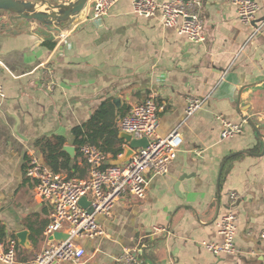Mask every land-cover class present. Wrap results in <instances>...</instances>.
<instances>
[{
	"label": "crops",
	"instance_id": "0c3cea01",
	"mask_svg": "<svg viewBox=\"0 0 264 264\" xmlns=\"http://www.w3.org/2000/svg\"><path fill=\"white\" fill-rule=\"evenodd\" d=\"M133 1L119 0L96 24L83 11L52 41L35 34V23L16 34L0 23V245L15 240L16 263L47 245L52 206L25 175L31 155L47 166L36 141L58 137L62 147H74V155L59 158L68 169L58 176L86 179L72 130L107 110L82 131L86 140L105 143L121 132L132 105L152 99L164 105L157 135L177 130L182 137L168 172L146 175L144 200L125 194L109 218L98 216L105 235L77 239L84 257L62 264H121L123 250L134 247L142 264H264V0H256L251 25L239 21L230 0H201L204 40L197 44L165 27L159 14L135 15ZM190 98H207V110L186 118ZM217 117L241 125V132L222 140ZM122 153L105 154L106 165L116 166ZM231 192L238 195L231 208L235 253L213 255L202 244L220 242L216 221L230 209ZM155 227L166 231L153 235Z\"/></svg>",
	"mask_w": 264,
	"mask_h": 264
},
{
	"label": "built area",
	"instance_id": "2783aa9c",
	"mask_svg": "<svg viewBox=\"0 0 264 264\" xmlns=\"http://www.w3.org/2000/svg\"><path fill=\"white\" fill-rule=\"evenodd\" d=\"M119 0H89L83 11L87 13V20L99 23L108 14L109 9ZM235 7L239 21L244 25L255 22L259 12L256 0H230ZM201 0H169L156 2L155 0H134L133 13L139 17L150 18L155 14L161 16L165 27H176L191 44L204 40L202 35L203 21L201 19ZM82 11V12H83ZM75 27V26H74ZM73 30V26L68 32ZM260 27L256 28L258 32ZM51 73V71H49ZM54 81L44 84L48 91L53 90ZM0 97H3L0 86ZM207 98H190L187 101L184 114L186 118L206 111ZM164 105L156 104L147 99L132 105L120 120V130L132 139L145 138L146 148L133 151V156L125 163L116 166L106 165V155L97 147L83 145L79 153L88 166V177L83 180L62 178L31 155L25 170L27 178L34 181L35 195L52 206L50 222L43 230L47 240L46 247L33 259L16 263L15 240L0 245V263L2 264H62L65 262H79L85 255L84 248L77 243V239H93L105 234L97 217L109 218L115 203L125 194L142 201L146 197V175H165L169 164L176 157V151L182 144V137L177 130L165 137L156 133L158 113ZM243 116V115H242ZM216 120L220 124V138L230 139L241 132V125L233 124L222 117ZM228 212L216 221L220 242H204L206 251L213 255L235 253L234 238L237 229V217L231 210L238 200L234 192L228 194ZM85 197L91 212L80 206L79 201ZM163 227H155L152 234L164 233ZM61 232L67 234L66 240H54L53 234ZM264 244V232L261 233ZM140 248L124 249L121 264H142Z\"/></svg>",
	"mask_w": 264,
	"mask_h": 264
},
{
	"label": "water",
	"instance_id": "95a60500",
	"mask_svg": "<svg viewBox=\"0 0 264 264\" xmlns=\"http://www.w3.org/2000/svg\"><path fill=\"white\" fill-rule=\"evenodd\" d=\"M88 1L89 0H64L52 4L46 0H35L34 2L29 0H0V23L7 32L13 34H16L18 29L24 28L28 23H35L37 24L35 34L41 38L43 37L46 41H52L54 35H59L61 31L67 29L69 24L82 13ZM245 88L246 87L241 88L239 95H241ZM118 102V99L113 100V104L115 105H117ZM242 118L256 133H258V130L255 129L254 123L250 119L244 118V116ZM118 138L125 141L127 146L123 148L122 156L115 160L113 165L125 163L133 156V151L135 149L146 148L148 145L147 139H132L130 135L124 132H119ZM62 149L70 156L75 153V148L71 146H64ZM79 204L85 209L89 206L85 197L80 199ZM87 210L91 212L90 209ZM67 238V234L61 232L53 234L54 240H66Z\"/></svg>",
	"mask_w": 264,
	"mask_h": 264
},
{
	"label": "trees",
	"instance_id": "16d2710c",
	"mask_svg": "<svg viewBox=\"0 0 264 264\" xmlns=\"http://www.w3.org/2000/svg\"><path fill=\"white\" fill-rule=\"evenodd\" d=\"M107 114H108V111L103 110L101 113L93 116L84 125L78 126L72 130V134L74 135L76 139V144L78 145V149L83 145L95 146L98 149H100L104 154L111 155L112 158H115L117 155H119L123 151V148L120 145L121 141L123 140L118 138V135L116 134V132H112L111 133L112 137L110 138V140L102 144L97 143L95 140L89 141L84 138V135L82 132L83 128L85 126H90L94 122H97V124H99V120L97 118L102 117L103 115H107ZM94 136L95 135H91V137H94ZM99 136H101V134ZM62 142L63 141L60 140V138L58 137H55L52 139H40L36 141L37 147L39 148V150L45 157L44 161L46 162V165L56 175H58L61 170L68 169V165L66 163L63 165L59 162V158H66L65 155H67V153H65V151L62 149L63 148Z\"/></svg>",
	"mask_w": 264,
	"mask_h": 264
}]
</instances>
